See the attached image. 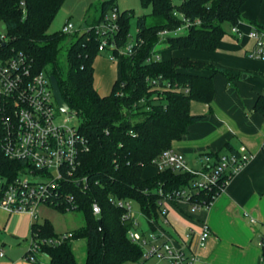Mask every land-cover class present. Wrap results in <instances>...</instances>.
<instances>
[{
    "label": "trees",
    "instance_id": "1",
    "mask_svg": "<svg viewBox=\"0 0 264 264\" xmlns=\"http://www.w3.org/2000/svg\"><path fill=\"white\" fill-rule=\"evenodd\" d=\"M247 1L140 0L141 7L150 9V13L137 17L134 36L130 34L134 12H120L114 0L105 1L99 5V15L93 22L82 32H73L75 39L66 51L64 74L58 65V55L70 34L61 30L48 34L47 31L65 0H0V24L4 25L8 49L24 54L34 74L44 73L56 79L62 99L70 111L75 112L79 133L89 147L81 155L75 174L76 178H87V188L82 189L76 183L64 187V192L73 198L74 210L83 213L85 226L70 232L72 238L60 245L43 246L42 252L49 258L45 264H78L72 242L79 239L86 240L83 264H139L142 261L141 248L127 237L131 224L121 222L123 210L114 202L137 203L141 215L154 231L151 220L157 221L161 209L158 190L182 189L189 186L193 177L163 170L152 178L143 179L144 170L154 167L153 161L171 149L172 143L180 140L190 125L200 120L190 115L189 106L192 102L210 103L215 74L229 81L238 77L237 73L187 58L165 60L160 52L164 49L216 51L230 32L227 29L242 22L241 9ZM111 11L118 14L119 30L113 38L115 50L111 52L118 61L119 77L110 94L102 97L93 86V63L100 54L95 27ZM186 22L190 27L184 35L160 41L161 31H174ZM248 23L264 31L263 25ZM132 39L133 53L119 56L118 50H123ZM160 44L165 47L157 49ZM153 56H159V60ZM159 77L172 87L155 89L148 83ZM7 104L0 97V129L1 110ZM254 110L264 118L263 94L257 98ZM140 117L143 118L140 122L134 121ZM227 149V152L235 151L229 145ZM23 167V162L3 155L0 132V175L12 177ZM216 192L201 193L197 201L209 202L218 195ZM93 203L101 209L98 217L93 215ZM55 209L66 212L62 206ZM35 236L54 239L59 235L45 220L31 227V237ZM261 259L264 264V248ZM35 264L42 263L36 259Z\"/></svg>",
    "mask_w": 264,
    "mask_h": 264
},
{
    "label": "built area",
    "instance_id": "2",
    "mask_svg": "<svg viewBox=\"0 0 264 264\" xmlns=\"http://www.w3.org/2000/svg\"><path fill=\"white\" fill-rule=\"evenodd\" d=\"M117 20L118 14L111 11L105 15L102 23L95 27L99 36L98 52L105 53L109 49L108 58L111 61H117L111 52L115 50L113 38L119 30ZM189 27L190 24L186 22L174 31L163 30L159 33L160 41L179 36ZM61 32L72 34L75 29L68 22L61 28ZM230 32L240 36L237 26L232 27ZM248 37L254 42L248 57L264 62V31L250 26ZM7 41L5 33H0V97L8 103L7 107L1 110V150L7 159L23 162L24 167L12 177L0 175V210L8 215L27 214L33 226L37 224L39 207L42 205L54 209L62 206L66 211L75 209L73 198L64 192V187L76 183L82 189L87 188V178H76L75 174L80 166L81 155L87 152L89 147L86 139L79 133L78 123L73 122L75 112L69 108L66 112L59 110L49 78L44 73L34 74L28 58L21 52L8 49ZM134 46L132 39L123 50H118V55H131ZM153 59L159 60V56H153ZM148 83L155 89L167 90L172 87L161 77L150 79ZM185 92L187 93V90ZM55 108L65 117L59 118ZM262 149L264 151V144ZM253 158V154L244 146H240L233 152L222 154L204 152L197 156L192 166L183 154L173 149L162 152L153 161L159 172L171 170L193 177L189 186L182 189L168 192L158 190L161 206L159 215L164 223L166 209L163 210L162 207L165 204L186 206L189 214L209 209L216 195L209 202L197 201L196 197L201 193L216 190V193L220 194L228 182ZM114 204L123 210L121 222L131 224L127 237L141 248L143 260L156 258L168 264H197L198 256L188 251L193 239L191 235L185 234L181 238V247H176L172 237L154 220H151L154 231L149 235H141L134 230L131 202L115 201ZM92 211L96 217L101 214L97 203L92 204ZM250 222L255 221L250 219ZM209 235L210 229L203 222L197 235L198 245L204 246ZM70 238L72 233L59 235L54 239L31 237L25 258L35 264L36 256L44 254L43 246H57ZM260 246L264 248V243L261 242ZM3 256V250H0V258Z\"/></svg>",
    "mask_w": 264,
    "mask_h": 264
},
{
    "label": "crops",
    "instance_id": "3",
    "mask_svg": "<svg viewBox=\"0 0 264 264\" xmlns=\"http://www.w3.org/2000/svg\"><path fill=\"white\" fill-rule=\"evenodd\" d=\"M105 1L109 0H65L57 14L63 15L62 27L70 22L76 28L73 22L76 21L80 24L77 31L83 30L97 18L99 5ZM114 2L120 12H134L140 7V0ZM241 15L243 20L237 25L240 36L229 32L214 52L192 49L160 52L165 60L187 58L238 74L232 81L221 74L213 76L212 100L208 104H190V115L200 120L190 125L187 133L172 143L171 149L183 154L192 166L198 155L222 154L227 152L228 145L232 149L244 146L254 156L216 196L209 209L189 214L186 206L165 204L166 223L158 216L156 223L172 237L176 247H181L185 234L191 235L188 251L198 256L197 264H263L260 243L264 239V118L254 106L264 93V62L248 57L254 46L248 37V22L264 26V0H248ZM93 69L94 89L100 96H107L119 77L118 61L97 56ZM158 173L150 166L144 170L142 178L149 179ZM203 222L208 225L210 235L204 246H199L197 235ZM31 227L27 214L4 213L0 217V250L4 252L0 264H32L25 258ZM36 259L42 264L49 261L44 254L37 255Z\"/></svg>",
    "mask_w": 264,
    "mask_h": 264
},
{
    "label": "rangeland",
    "instance_id": "4",
    "mask_svg": "<svg viewBox=\"0 0 264 264\" xmlns=\"http://www.w3.org/2000/svg\"><path fill=\"white\" fill-rule=\"evenodd\" d=\"M99 11V9H98ZM150 9H143L140 5L139 9L134 10V14L132 19L130 20V34L131 36H134L135 34V25H136V19L138 16L142 15H149ZM64 22L63 15L61 13L59 15H56L55 19L53 20L52 24L50 25L47 33L52 34L54 32L60 31L62 24ZM75 24V27H79V22L73 21ZM151 19L148 18V23H151ZM75 29V32L77 29ZM230 28L227 29V32H229ZM79 32H82L81 30H78ZM74 32V33H75ZM0 33H5L4 25L0 24ZM74 33L70 34V36L67 38V40L63 43L59 55H58V65L62 70V73L65 74L67 70V64H66V51L69 47L70 43L75 39ZM186 31H182L180 35H184ZM165 47V44H160L157 46V49H162ZM99 57L104 58L105 60H108L107 53H100ZM110 93V92H109ZM108 93V94H109ZM107 94V95H108ZM55 113L59 118L65 117L58 108H55ZM143 118L140 117L138 119H135V122H140ZM74 124L78 123L77 116L73 117ZM131 216L134 218V230L138 232L139 234L143 235H149L151 232V229L149 227L148 222L140 213V209L137 203L131 202ZM164 210L165 208L162 207ZM4 216V213L0 212V217ZM39 220L38 223H43L45 220H48L57 235H64L66 233L77 231L85 226V220L83 213L81 211H66L65 213L59 212L56 209L48 206H40L39 207ZM30 241V240H29ZM72 251L75 255L76 261L78 264H83L86 258V240L79 239L72 242ZM139 264H168L166 261H162L156 258L150 259V260H143Z\"/></svg>",
    "mask_w": 264,
    "mask_h": 264
},
{
    "label": "water",
    "instance_id": "5",
    "mask_svg": "<svg viewBox=\"0 0 264 264\" xmlns=\"http://www.w3.org/2000/svg\"><path fill=\"white\" fill-rule=\"evenodd\" d=\"M244 77L245 76H242V78H244ZM49 80H50V83H51L53 96L55 97V100L57 102L59 110L61 112H66L68 110V105L62 99V96L60 94L56 79L54 77H49ZM99 224H100V222H99Z\"/></svg>",
    "mask_w": 264,
    "mask_h": 264
}]
</instances>
